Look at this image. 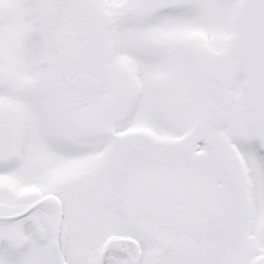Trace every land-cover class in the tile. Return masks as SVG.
<instances>
[{
	"label": "snow or ice",
	"instance_id": "snow-or-ice-1",
	"mask_svg": "<svg viewBox=\"0 0 264 264\" xmlns=\"http://www.w3.org/2000/svg\"><path fill=\"white\" fill-rule=\"evenodd\" d=\"M0 264H264V0H0Z\"/></svg>",
	"mask_w": 264,
	"mask_h": 264
}]
</instances>
